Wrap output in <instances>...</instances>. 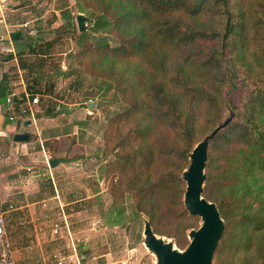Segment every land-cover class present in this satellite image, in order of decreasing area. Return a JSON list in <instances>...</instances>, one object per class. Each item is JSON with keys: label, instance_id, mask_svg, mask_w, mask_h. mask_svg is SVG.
Masks as SVG:
<instances>
[{"label": "trees", "instance_id": "obj_1", "mask_svg": "<svg viewBox=\"0 0 264 264\" xmlns=\"http://www.w3.org/2000/svg\"><path fill=\"white\" fill-rule=\"evenodd\" d=\"M77 2L79 12L88 13L92 22L79 34V44L91 34L100 36L97 54L103 55V66L111 72L121 66L116 87L127 102L105 129L108 143L118 139L113 146L117 154L124 151L118 154L119 167L112 170L121 175L131 170V190L140 197L139 209L147 212L157 234L177 236L180 248L187 246V230L193 228L189 219L198 218L183 202L182 172L198 143L199 120L192 107L206 106L205 123L212 132L226 119L228 89L240 88V111L209 141L205 194L219 200L227 224L214 255L218 264H224L222 254L231 252L245 254L235 264H264V0H249L245 9L231 0H101L98 12ZM203 18L218 26L206 31L198 23ZM11 38L23 67L25 49L48 55L50 43L36 49L28 32L14 30ZM207 40L216 44H208L207 50L197 48ZM28 89L32 95L43 93L38 87ZM124 122L135 126L121 141ZM172 135L178 145L172 144ZM43 146L55 157L61 153L57 139H48ZM161 157H174L172 169L152 170L150 185L143 186L141 169L155 168ZM179 217L186 222L176 230L160 226L163 218L172 222Z\"/></svg>", "mask_w": 264, "mask_h": 264}, {"label": "rangeland", "instance_id": "obj_2", "mask_svg": "<svg viewBox=\"0 0 264 264\" xmlns=\"http://www.w3.org/2000/svg\"><path fill=\"white\" fill-rule=\"evenodd\" d=\"M16 1L11 0V3ZM19 1L24 2L25 7L18 11L19 16L14 21H26L27 25H18V27L23 32H28L34 36L36 49L45 42L50 43V49L46 56L37 55L28 49H25L22 55L26 63L25 67L22 66V68H25V71L22 69V75L26 83L31 87L41 88L43 92H38L41 94L40 102L34 108L35 117L37 120L39 119V126L49 125V123H46L48 122L46 119L49 117H59L53 123L56 125H76L79 135L84 134L83 137L88 143L89 152L97 155L91 161L92 166L96 168L95 176L92 178H95L96 182H98L100 190V203L97 208L102 220L100 223H95L96 216L94 212L90 221L84 224L89 226L90 234L95 231L92 227L97 225L100 227V231L96 234H89L90 238H88L91 241L90 257L106 254L110 262L114 261L116 262L115 264H156V257L143 243L145 220H149V217L145 210L141 211L139 209L138 202L140 197L136 194L137 191L131 190L132 172L131 170H126V174L121 175L119 171L114 173V170H112L119 167L118 162L122 161V159L119 158L118 154L124 151L121 150L117 154L113 146L118 139L108 143L105 137V129L109 118L121 111L127 102V97L124 99L122 93L116 87L118 86L116 80H120L119 77L122 73L120 71L121 66L115 67V71L112 70V72H115L114 75L103 66V55L97 54L100 48V36L91 34L84 44H79L78 36L81 32L77 26L76 16L80 14V8L77 0ZM231 1L243 4L245 9V4H248L249 0ZM80 3L92 12H98L102 9L101 0H81ZM66 14H69V17ZM83 14L86 16L87 26H91L90 15L88 13ZM69 21L73 24L72 26L67 24ZM198 23L204 26L206 31L218 26L216 21L209 18L199 19ZM39 31H41L40 34ZM105 32L103 31L102 35H105ZM108 36L111 41L112 34ZM212 41L207 40L200 43L197 48L207 50L208 44H216V41ZM51 85L52 88L50 87ZM210 87L211 83L208 82L207 88ZM239 92L240 88L237 85L228 89L226 118L230 109L236 110L234 116L240 111L238 108ZM90 97L93 98V101L99 102L98 106L93 109L88 108L86 104ZM192 109L197 116V120H199L195 130L196 139L199 142L211 132L205 123L207 108L204 104H196V107L193 106ZM22 123V121L19 123L18 130L25 131L30 129L27 125H22ZM130 126L134 127L135 124L133 122L121 124L120 131L122 136L121 139L119 138L121 141L124 140L123 137ZM174 137V135L171 137L172 144L178 145V142L174 141ZM32 138L38 141L36 133L32 134ZM164 152H166V149H164ZM172 160H174V157L173 159L161 157L155 168L147 166L141 169L140 167L143 170L142 185H150V174L154 169H156L154 170L156 172L168 173L172 169ZM140 169H137V171ZM147 176L149 179H147ZM206 184L207 179L205 190ZM204 196L218 206L219 200L217 198L207 196L205 191ZM161 215L164 214L161 213ZM185 222L186 219L183 220L180 217L172 222L168 218H163L160 221V226L163 229L172 228L176 230V226L179 227L180 223ZM189 222L193 224V228H197L201 224V218L198 216L197 219H189ZM189 230H187L188 243ZM159 235L166 236L177 244V236ZM77 243L81 248L79 254L81 255L84 253V243H82V240ZM244 258L245 254L233 255L231 252L222 254L220 261L224 264H235L242 262ZM214 262L218 264L215 257Z\"/></svg>", "mask_w": 264, "mask_h": 264}, {"label": "crops", "instance_id": "obj_3", "mask_svg": "<svg viewBox=\"0 0 264 264\" xmlns=\"http://www.w3.org/2000/svg\"><path fill=\"white\" fill-rule=\"evenodd\" d=\"M24 7V2L9 0L5 20L0 22V212L5 217L13 257L16 264H115L106 254L89 255L90 228L84 224L94 212L95 223L102 218L97 208L100 190L92 178L96 168L91 161L97 155L89 152L84 134L79 135L76 125L53 124L59 117H49V125L39 126L35 116L18 115L25 94L30 91L11 34L20 29L18 25L26 23L14 21ZM9 96L15 102L14 120H10L12 111L6 105ZM92 100L86 101L87 107ZM21 121L30 129L18 130ZM28 121L31 123L26 124ZM17 132H28L30 140L14 141ZM34 133L38 141L33 140ZM48 139L60 142L61 153L56 157L43 146ZM51 158L59 160L57 166L49 165ZM57 222L60 230L54 233ZM92 228L95 231L90 235L100 231L98 225ZM79 240L84 243L81 255Z\"/></svg>", "mask_w": 264, "mask_h": 264}, {"label": "water", "instance_id": "obj_4", "mask_svg": "<svg viewBox=\"0 0 264 264\" xmlns=\"http://www.w3.org/2000/svg\"><path fill=\"white\" fill-rule=\"evenodd\" d=\"M76 22L80 32L87 29L86 16L83 13L76 16ZM97 106V101L92 100L88 103L90 109ZM235 113L236 110L230 109L227 118L189 152L191 162L182 173V178L186 182L183 199L189 212L201 218V224L189 230L188 245L185 248L178 247L174 240L157 234L150 221L145 220L143 243L156 257V264H215L214 255L224 235L226 222L217 204L204 196L208 147L210 139L229 125ZM30 123L31 121L26 122V124ZM13 140L27 142L30 140V134L17 132ZM58 163L57 158L49 160L51 167L57 166Z\"/></svg>", "mask_w": 264, "mask_h": 264}, {"label": "built area", "instance_id": "obj_5", "mask_svg": "<svg viewBox=\"0 0 264 264\" xmlns=\"http://www.w3.org/2000/svg\"><path fill=\"white\" fill-rule=\"evenodd\" d=\"M9 0H0V22H4L5 20V9L6 4ZM26 26V23H23L20 26ZM25 98L23 102L20 105L18 115L21 117H34L35 116V105H37L40 102V95L27 92L25 94ZM7 108L12 111L10 114V120L15 119V102L13 100L12 96H9L6 101ZM60 230V224L57 222L54 224V233H59ZM62 263L61 261L59 262ZM0 264H16V261L13 257V248L12 244L7 236L6 232V222L5 217L2 212H0Z\"/></svg>", "mask_w": 264, "mask_h": 264}]
</instances>
